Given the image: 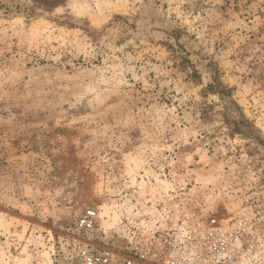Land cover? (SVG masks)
Here are the masks:
<instances>
[{"label": "rangeland", "instance_id": "374dc122", "mask_svg": "<svg viewBox=\"0 0 264 264\" xmlns=\"http://www.w3.org/2000/svg\"><path fill=\"white\" fill-rule=\"evenodd\" d=\"M196 207L264 227V0H0V264H161Z\"/></svg>", "mask_w": 264, "mask_h": 264}, {"label": "built area", "instance_id": "2783aa9c", "mask_svg": "<svg viewBox=\"0 0 264 264\" xmlns=\"http://www.w3.org/2000/svg\"><path fill=\"white\" fill-rule=\"evenodd\" d=\"M163 214L161 264H264V227L252 213L196 207L182 216ZM83 223L92 227L93 216Z\"/></svg>", "mask_w": 264, "mask_h": 264}, {"label": "trees", "instance_id": "16d2710c", "mask_svg": "<svg viewBox=\"0 0 264 264\" xmlns=\"http://www.w3.org/2000/svg\"><path fill=\"white\" fill-rule=\"evenodd\" d=\"M36 2H43L44 4L55 6L57 3L61 2L62 0H34ZM211 87V85H209Z\"/></svg>", "mask_w": 264, "mask_h": 264}]
</instances>
